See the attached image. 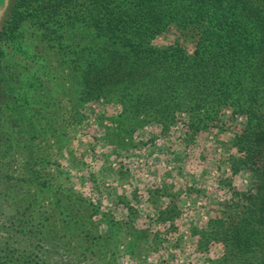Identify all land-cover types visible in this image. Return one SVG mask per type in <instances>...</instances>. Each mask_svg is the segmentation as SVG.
Masks as SVG:
<instances>
[{"label":"rangeland","instance_id":"1","mask_svg":"<svg viewBox=\"0 0 264 264\" xmlns=\"http://www.w3.org/2000/svg\"><path fill=\"white\" fill-rule=\"evenodd\" d=\"M9 4L0 0V22ZM25 29L16 38L14 33L0 38V65L7 77H0V94L14 96L28 121L1 123L10 134L15 127L25 135L7 137L19 150H34L31 161H26L28 151L15 153L10 183L23 185L17 198L21 210L41 219L45 239L34 252L37 259L220 264L224 242L213 239L202 248L196 230L230 209L241 211L244 202L237 193L254 186L252 171L242 162L245 150L236 143L246 115L225 105L195 129L185 110L176 112L167 127L156 121L124 122L120 101L82 95L72 62L41 41L31 24ZM73 37L96 43L82 26ZM179 39L192 52L191 36L175 25L152 43L165 46ZM24 174L38 176L39 187L20 180ZM171 208L179 214L169 217Z\"/></svg>","mask_w":264,"mask_h":264},{"label":"trees","instance_id":"2","mask_svg":"<svg viewBox=\"0 0 264 264\" xmlns=\"http://www.w3.org/2000/svg\"><path fill=\"white\" fill-rule=\"evenodd\" d=\"M28 24L72 62L82 95L123 104L124 122L167 127L185 110L195 129L225 105L246 115L236 143L245 150L242 162L252 171L254 186L236 192L244 202L241 211L230 209L196 232L202 248L213 239L224 242L220 264H264V0H10L0 38L11 33L16 38ZM171 25L191 36L192 52L180 39L165 46L152 43ZM79 26L92 34L95 45L74 40ZM0 77L7 79L1 65ZM10 99L0 94V264H52L34 255L45 239L41 219L21 210L17 198L23 185L10 183L15 153L28 151L26 161L34 157L32 148L19 150L7 139L18 129L11 127L12 135L3 123L28 121L16 98ZM25 176L19 179L39 187L38 176ZM177 214L168 211L169 217Z\"/></svg>","mask_w":264,"mask_h":264}]
</instances>
